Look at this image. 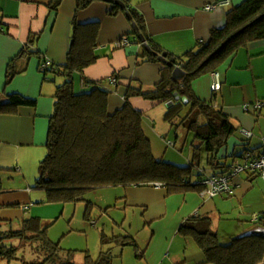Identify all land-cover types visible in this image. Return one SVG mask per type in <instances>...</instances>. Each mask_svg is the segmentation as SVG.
<instances>
[{
	"label": "crops",
	"instance_id": "crops-1",
	"mask_svg": "<svg viewBox=\"0 0 264 264\" xmlns=\"http://www.w3.org/2000/svg\"><path fill=\"white\" fill-rule=\"evenodd\" d=\"M245 1L133 0L131 7L143 17L149 41L177 58L209 42L211 31L222 28L228 12ZM52 2L0 0V104L6 103L12 95L36 103L34 107H20L16 115L0 114V220L6 223H15L26 216L43 220L44 213L63 212L65 206L50 204L46 192L35 189L40 165L48 153L54 96L66 81L53 73H44L42 66L45 61L57 67L67 63L76 12V0H63L57 12L49 8ZM209 5L218 7L207 12L204 8ZM112 7V3L96 1L77 16L82 26L99 24L100 33L94 52L98 60L82 75L75 76L74 87L76 93L82 94L93 89L85 87L83 79L108 81L106 87L112 91L109 111L115 113L123 108L130 85L151 92L162 81L176 79L174 72L170 73L162 62L140 64L141 60H146L141 57L144 48L137 36L131 34L132 21L126 17V12L111 17ZM124 39L129 40V44L119 46ZM30 40H34L32 46ZM28 47L36 55L19 64V69L25 72L7 86L9 65ZM218 74L221 85L217 91L213 89V76L208 75L194 83L193 92L196 98L212 102L222 110L231 125L253 133L251 139H245L237 131L222 150L223 161L233 166L242 161L246 149L258 151L264 144V110L254 108L257 102L264 101V40L242 48ZM111 79L115 80L114 84ZM130 102L145 114L161 106L141 98ZM245 105L249 106L248 112L244 111ZM147 125L152 128L150 123ZM227 157L235 161L229 165ZM188 159L187 165H177L190 166L191 157ZM203 170L208 176L215 175L209 167ZM231 184L230 195L213 199L198 193L170 196L162 187H129L127 204L145 209L142 216L145 223L140 231L143 233L130 236L139 251L137 258L143 264H207L194 240L179 233L182 224L197 215L211 218L214 230L225 243L261 224L253 222V217H264L263 176L242 173L235 176ZM142 239L146 243L144 247L140 244Z\"/></svg>",
	"mask_w": 264,
	"mask_h": 264
},
{
	"label": "trees",
	"instance_id": "trees-1",
	"mask_svg": "<svg viewBox=\"0 0 264 264\" xmlns=\"http://www.w3.org/2000/svg\"><path fill=\"white\" fill-rule=\"evenodd\" d=\"M96 1L76 0V12L72 22L71 46L64 66H51L50 72L66 81L57 88L54 96V112L50 119L47 142V156L40 165V176L35 189L44 191L50 204H76L84 202L85 195L96 189L106 187H152L160 185L168 195L198 193L203 187L200 181L208 177L201 169L204 154L207 166L215 175L227 174L232 166H227L220 156L229 140L240 131L231 125L229 117L212 102L196 98L194 83L208 75L218 73L231 63L238 52L257 41L264 40V0H247L233 8L227 14V22L222 28L211 31L210 40L200 44L196 50L182 57H172L162 48L151 43L146 34L143 17L132 9L133 0H121L126 10L112 7L109 15L117 16L129 11L140 33L148 40L154 54L143 51L140 64L159 63V56L175 59L176 67L181 68L185 76L181 80L162 81L156 90L143 92L129 86L125 94V104L115 113L109 111V98L112 94L106 87L108 81H89L83 79L85 87H93L90 92L78 94L75 91V76L82 75L98 58L95 55L100 33L99 24L80 25L77 16ZM63 0H53L49 8L57 12ZM132 35L137 36L135 31ZM30 40L29 45H33ZM36 55L30 47L22 51L9 65L6 85L25 72L19 64ZM165 64V63H163ZM174 67H168L170 73ZM180 97V100H176ZM133 98L159 105L172 103L165 118L171 126L182 125L188 134L194 135L190 166L178 167L163 160H157L153 154L151 141L146 136L145 113L131 105ZM184 99L185 102L182 100ZM35 101L12 95L0 104V114L16 115L20 107H34ZM188 114L183 117V113ZM183 117V118H182ZM181 119V124L177 122ZM249 151L248 149L245 152ZM228 158V157H227ZM236 158V157H234ZM199 171L195 174L194 169ZM210 176V175H209ZM2 207H0V210ZM89 209V207H88ZM4 221L0 220V227ZM264 225V217L258 223ZM179 233L191 238L203 252L207 264H260L264 259V238L237 237L222 244L209 217L194 216L188 218L180 227ZM5 238H21L36 245L44 256L42 264H77L76 251L63 250L59 244L48 238V226L42 219L25 218L19 231L0 233ZM121 238L123 240H121ZM128 237H114L109 240L121 243ZM100 258L94 260L85 254L82 264H112L111 249L105 238ZM135 240L130 237V245ZM0 253L12 258L14 251Z\"/></svg>",
	"mask_w": 264,
	"mask_h": 264
},
{
	"label": "rangeland",
	"instance_id": "rangeland-1",
	"mask_svg": "<svg viewBox=\"0 0 264 264\" xmlns=\"http://www.w3.org/2000/svg\"><path fill=\"white\" fill-rule=\"evenodd\" d=\"M170 107H172V103L164 104L156 109L157 112L153 111L146 114L144 129L146 136L151 141L155 158L182 167V165L177 164H184L185 166L189 163L188 158L192 156L191 148L194 135L188 134L182 125L171 126L165 118ZM188 111L183 113V117L188 114ZM147 123H150L152 128ZM179 124H181V119L177 122V125ZM242 129L246 128L242 127ZM246 130L250 131L249 129ZM171 143H176V147L170 146ZM223 151L221 155L224 154ZM226 160L229 165L235 161L233 158ZM206 168L208 167L205 153L201 169ZM198 171L199 169H194L195 174ZM128 191L129 187L124 186L92 190L85 195L84 202L66 204L63 212L44 213L45 219L42 221L48 226L49 240L54 244H59L63 250L76 251L75 262L77 264L84 262L85 252L90 254L94 260L100 258L103 238L108 242L106 247L111 249L112 264H143L137 258L139 251H137L136 244L130 245V236H136L142 230L145 223L142 217L145 209L127 204ZM21 218L14 221L15 223L3 222L0 233H9L11 230L19 231L23 221ZM24 218L31 217L26 216ZM49 218L51 220H46ZM2 235L3 237L0 236V253L2 250L4 253L7 252L6 250L14 252L11 259L0 255V264H42L44 262V254L32 242L21 238H5L6 235ZM118 236L129 239L123 242V246L120 242L109 241ZM142 236L143 234L138 240ZM121 240L123 239L121 238ZM220 241L225 244L224 239L221 238ZM140 244L143 247L146 245L143 239Z\"/></svg>",
	"mask_w": 264,
	"mask_h": 264
},
{
	"label": "built area",
	"instance_id": "built-area-1",
	"mask_svg": "<svg viewBox=\"0 0 264 264\" xmlns=\"http://www.w3.org/2000/svg\"><path fill=\"white\" fill-rule=\"evenodd\" d=\"M218 5H209L204 8L205 11L210 12L216 10ZM129 44V40L124 39V41L119 43V46H125ZM52 64L49 61H45L42 70L45 71L47 68L51 67ZM214 79L213 89L217 91L220 88L221 81L218 73L212 74ZM112 84L115 83L114 79L110 80ZM254 108L257 111L264 110V101L257 102L254 105ZM244 111H249V106H244ZM240 133L245 139H251L253 133L246 129H240ZM170 146H174L173 143ZM242 173H251V174H261L264 178V144L258 151H247L242 156V161L235 163L230 171L224 175H214L203 178L200 181V185L203 187V191L200 194L204 198H215L221 195H230L232 193V184L231 181L235 176H238ZM156 187H161L157 185ZM259 216L253 217V222H258Z\"/></svg>",
	"mask_w": 264,
	"mask_h": 264
},
{
	"label": "water",
	"instance_id": "water-1",
	"mask_svg": "<svg viewBox=\"0 0 264 264\" xmlns=\"http://www.w3.org/2000/svg\"><path fill=\"white\" fill-rule=\"evenodd\" d=\"M104 2L107 3H112L114 6H119L121 9L126 10L125 4L121 0H103ZM126 17L132 21V28L134 31L138 34L137 35V41L143 46L144 50L149 53V54H154L151 46L148 43L147 38L140 33L139 28L137 27L136 23L133 22L132 16L129 13V11H126ZM158 60L162 63H165L167 67H174V77L176 80H181L184 76L185 73L181 68L176 67L175 59L168 60L167 55H162L158 57ZM176 100H180V97H177ZM184 102L185 100L182 99ZM170 106V105H168ZM242 237H258V238H264V225L258 224L247 230ZM260 264H264V259Z\"/></svg>",
	"mask_w": 264,
	"mask_h": 264
}]
</instances>
